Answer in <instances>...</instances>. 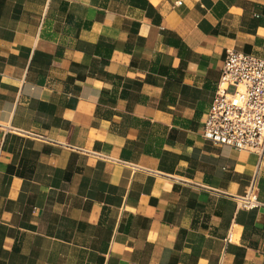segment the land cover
Returning a JSON list of instances; mask_svg holds the SVG:
<instances>
[{
	"label": "crops",
	"instance_id": "0c3cea01",
	"mask_svg": "<svg viewBox=\"0 0 264 264\" xmlns=\"http://www.w3.org/2000/svg\"><path fill=\"white\" fill-rule=\"evenodd\" d=\"M228 50L264 0H0V264H264V162L203 135Z\"/></svg>",
	"mask_w": 264,
	"mask_h": 264
},
{
	"label": "built area",
	"instance_id": "2783aa9c",
	"mask_svg": "<svg viewBox=\"0 0 264 264\" xmlns=\"http://www.w3.org/2000/svg\"><path fill=\"white\" fill-rule=\"evenodd\" d=\"M204 138L217 145L256 154L264 162V59L235 50L226 52ZM241 209H259L257 181L236 197ZM232 236L227 239L231 242Z\"/></svg>",
	"mask_w": 264,
	"mask_h": 264
}]
</instances>
